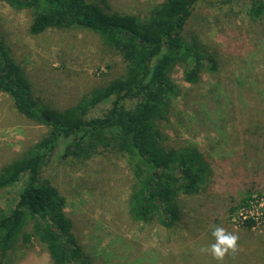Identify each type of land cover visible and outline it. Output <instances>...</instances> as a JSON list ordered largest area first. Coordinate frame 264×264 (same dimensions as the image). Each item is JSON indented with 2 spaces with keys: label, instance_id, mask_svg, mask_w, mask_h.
Returning a JSON list of instances; mask_svg holds the SVG:
<instances>
[{
  "label": "rangeland",
  "instance_id": "374dc122",
  "mask_svg": "<svg viewBox=\"0 0 264 264\" xmlns=\"http://www.w3.org/2000/svg\"><path fill=\"white\" fill-rule=\"evenodd\" d=\"M120 14L144 17L163 0H94ZM264 4V0H261ZM251 0H210L196 5L184 37L196 39L216 61L196 84L176 65L171 76L179 89L166 118L158 124L164 145L189 146L206 163L195 195H180L178 219L162 225L155 216L135 221L128 210L134 179L125 156L98 148L88 161L52 151L43 167L65 198L66 216L81 246L85 264H217L199 249L214 242L221 226L239 236V251L224 264H264V14L250 15ZM32 10H16L0 1V41L29 81L39 106L64 110L94 89L124 74L126 63L100 36L77 27L29 32ZM101 103L90 113L99 116ZM49 126L20 114L0 91V171L22 156ZM25 177L0 190V214L11 212ZM252 219L248 229L242 221ZM31 233V226L25 229ZM46 244L19 238L2 264H53Z\"/></svg>",
  "mask_w": 264,
  "mask_h": 264
},
{
  "label": "trees",
  "instance_id": "16d2710c",
  "mask_svg": "<svg viewBox=\"0 0 264 264\" xmlns=\"http://www.w3.org/2000/svg\"><path fill=\"white\" fill-rule=\"evenodd\" d=\"M16 10H32V35L49 28L77 27L100 36L118 52L127 67L123 75L94 89L73 107L57 110L37 105L22 67L0 41V91L13 99L26 118L47 124L48 133L0 171V190L25 177L13 210L0 214V264L21 237L47 245L53 264L88 263L77 243L65 198L42 177L52 151L64 144L63 155L88 161L96 149L112 148L125 156L134 185L128 210L135 221L158 218L164 226L178 219L180 195H195L206 172L204 157L194 148L164 145L158 124L170 112L179 89L171 76L176 65L184 79L196 84L203 69L216 61L198 40L186 39L184 29L196 5L210 0H163L144 17L120 14L94 0H0ZM250 15L264 14L261 0H251ZM110 102L103 114L90 117L99 104ZM250 229L252 219L243 220ZM31 226V233L25 229Z\"/></svg>",
  "mask_w": 264,
  "mask_h": 264
},
{
  "label": "clouds",
  "instance_id": "9594fccd",
  "mask_svg": "<svg viewBox=\"0 0 264 264\" xmlns=\"http://www.w3.org/2000/svg\"><path fill=\"white\" fill-rule=\"evenodd\" d=\"M214 242L199 249L201 254H208L217 264H224L225 257L239 251V236L221 226H215L211 232Z\"/></svg>",
  "mask_w": 264,
  "mask_h": 264
}]
</instances>
